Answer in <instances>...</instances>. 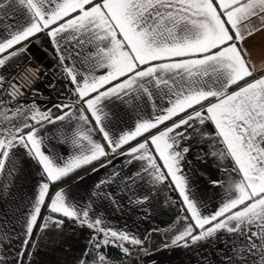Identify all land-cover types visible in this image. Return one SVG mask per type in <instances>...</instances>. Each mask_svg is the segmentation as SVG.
Wrapping results in <instances>:
<instances>
[{"label": "snow or ice", "instance_id": "obj_1", "mask_svg": "<svg viewBox=\"0 0 264 264\" xmlns=\"http://www.w3.org/2000/svg\"><path fill=\"white\" fill-rule=\"evenodd\" d=\"M40 34L58 52L74 99L54 105L59 114L33 103L29 122L11 129L4 122L20 105L6 109L0 100V173L22 148L41 178L20 231H0V264H10L9 257L32 264L40 237L62 230L65 221L92 230L77 264H108L102 249L110 244L125 254V242L142 244L106 227L102 215H92L91 203L70 199L64 187L52 191L77 170L98 164L92 169L98 171L117 155L139 163L122 180L178 194L184 227L171 246L223 236L231 244L229 264H264V59L257 67L248 43L264 34V0H0V68ZM6 82L0 75V89ZM116 101L133 107L150 102L153 114L114 134L104 108ZM58 122L67 124L61 131V142L73 149L67 159L46 151L40 135ZM193 143L208 146L196 159L212 157L220 173L209 180L221 195L207 214L185 172Z\"/></svg>", "mask_w": 264, "mask_h": 264}, {"label": "crops", "instance_id": "obj_2", "mask_svg": "<svg viewBox=\"0 0 264 264\" xmlns=\"http://www.w3.org/2000/svg\"><path fill=\"white\" fill-rule=\"evenodd\" d=\"M25 43L27 50L7 61L6 65L0 68V75L8 81L25 62L35 61V53L42 50L54 60L58 68L56 73L45 68L46 80L40 84V91L44 95L56 96L57 100L24 101L17 104L20 105L19 111L13 118L4 122V126L9 129L29 122L27 118L33 103L41 110L52 109L54 114H59L53 106L72 103L74 99L69 91L72 85L65 78L64 65L61 64L58 52L49 39L40 34ZM248 43L252 60L260 67V62L264 59V34L254 37ZM253 44L255 46L251 47ZM4 87L0 89V100L4 101L6 109L15 108L17 105H9L6 102ZM156 104L161 106V101L157 99ZM105 105L104 110L110 113L108 126L114 134L132 127L139 118H149L153 114L150 102H142L137 107L120 101L105 102ZM23 110L29 114L20 115ZM61 131H67L66 123L46 124L40 129V135L45 138L46 151H53L67 159L73 154V149L70 143L61 142ZM94 139L103 143L99 133H94ZM206 151V144L193 143L187 157L191 164L185 166V172L190 177L192 194L206 204L205 214L214 209L221 195V190L209 183V180L220 177L216 162L210 156L202 160L196 159L198 153L203 156ZM108 159L112 162L106 168L94 172L92 169L98 168V164L85 167L70 179L52 188L55 192L59 187H64L70 199L80 204L91 203L92 215H102L106 227L126 232L142 241V244L133 246L125 242L124 247L129 250L128 256L122 261L107 259L108 264H229V258L232 256L231 244L223 236L196 244L189 242V247L171 246V240L184 227V213L181 211L178 194L165 186L151 189V185L139 180L136 185H132L131 181L121 178H127L137 172L139 163L134 161L129 164L128 157L119 155L115 158L110 156ZM113 173L119 175L114 177ZM40 179L38 167L25 155L24 150H15V155L5 171L0 173V231H20L21 218ZM101 180L111 182L103 185L101 189H96V184ZM93 192H98L99 195L94 196ZM106 195L110 198H105ZM145 195L148 196L147 200H143ZM137 200L142 202L137 203ZM91 231L72 221H65L62 230L50 229L40 237L32 264H77L88 247ZM9 260L10 264H15L11 257Z\"/></svg>", "mask_w": 264, "mask_h": 264}, {"label": "built area", "instance_id": "obj_3", "mask_svg": "<svg viewBox=\"0 0 264 264\" xmlns=\"http://www.w3.org/2000/svg\"><path fill=\"white\" fill-rule=\"evenodd\" d=\"M46 80L45 67L37 61H28L8 79L4 87V97L9 105H17L24 101L57 100V97L44 95L40 84Z\"/></svg>", "mask_w": 264, "mask_h": 264}, {"label": "trees", "instance_id": "obj_4", "mask_svg": "<svg viewBox=\"0 0 264 264\" xmlns=\"http://www.w3.org/2000/svg\"><path fill=\"white\" fill-rule=\"evenodd\" d=\"M81 170L76 171L68 179L73 177L77 172H79ZM68 179H65V180H68ZM102 252L105 254L106 258L109 261H122L128 256V254H125L123 252L122 248L117 247L115 244H110L109 246L103 248ZM89 260H91V257H89Z\"/></svg>", "mask_w": 264, "mask_h": 264}, {"label": "water", "instance_id": "obj_5", "mask_svg": "<svg viewBox=\"0 0 264 264\" xmlns=\"http://www.w3.org/2000/svg\"><path fill=\"white\" fill-rule=\"evenodd\" d=\"M35 61L42 63L46 69L56 73V68H58L57 65L55 64L54 60L51 57H48L44 51L40 50L39 52L35 53Z\"/></svg>", "mask_w": 264, "mask_h": 264}, {"label": "rangeland", "instance_id": "obj_6", "mask_svg": "<svg viewBox=\"0 0 264 264\" xmlns=\"http://www.w3.org/2000/svg\"><path fill=\"white\" fill-rule=\"evenodd\" d=\"M20 113H21L20 115H26V114H29V112L26 111V110H23V111H21ZM132 246H133V245H132Z\"/></svg>", "mask_w": 264, "mask_h": 264}]
</instances>
